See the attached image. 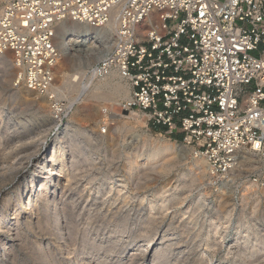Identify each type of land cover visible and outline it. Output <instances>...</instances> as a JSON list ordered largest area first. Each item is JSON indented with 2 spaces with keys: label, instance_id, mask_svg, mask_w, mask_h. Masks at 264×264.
I'll return each mask as SVG.
<instances>
[{
  "label": "rangeland",
  "instance_id": "obj_1",
  "mask_svg": "<svg viewBox=\"0 0 264 264\" xmlns=\"http://www.w3.org/2000/svg\"><path fill=\"white\" fill-rule=\"evenodd\" d=\"M114 33L94 42L73 37L66 48L69 63L62 56L55 67L54 86L64 89L53 91L54 102L18 83L11 53L0 54V213L5 209L8 218L14 217V201L23 191L27 202L25 192L36 178V164L54 146L61 144L66 164L65 174L57 177L56 207L33 209L39 200L30 194L26 206L35 217L32 225L20 223L19 234L14 223L9 230L0 226V242H6V255L0 251L2 264H35L33 252L61 243L62 235L71 254L57 256L66 264H74L75 254L82 264H264V166L259 157L239 165L248 157L243 150L226 176L212 178L207 162L202 171L195 167L200 156L191 146L164 129L155 130L143 114L125 106L130 100L122 96L79 100L72 112L85 110L84 117L72 118L71 110L64 111L76 94L64 81L79 72L90 76L91 68L111 48ZM71 34L60 32L58 43ZM91 49H97L96 54L89 56ZM121 81L131 96L130 84ZM55 104L63 113L61 120ZM125 109L135 115L127 118ZM127 120L129 126H124ZM71 121L76 124L66 130ZM156 141L169 143L172 149L145 165ZM135 154L138 164L130 171ZM169 157L170 167L152 168ZM54 158L49 168L57 165ZM198 173L203 176L196 181ZM34 185L39 187L37 181ZM61 209L62 219L54 225ZM36 215L41 216L40 228L35 226ZM156 253L164 256L153 263Z\"/></svg>",
  "mask_w": 264,
  "mask_h": 264
},
{
  "label": "built area",
  "instance_id": "obj_2",
  "mask_svg": "<svg viewBox=\"0 0 264 264\" xmlns=\"http://www.w3.org/2000/svg\"><path fill=\"white\" fill-rule=\"evenodd\" d=\"M113 15L112 46L90 76L116 69L132 90L125 106L179 136L212 178L243 150L264 166V0H0V54L54 102L60 26L102 28Z\"/></svg>",
  "mask_w": 264,
  "mask_h": 264
},
{
  "label": "bare ground",
  "instance_id": "obj_3",
  "mask_svg": "<svg viewBox=\"0 0 264 264\" xmlns=\"http://www.w3.org/2000/svg\"><path fill=\"white\" fill-rule=\"evenodd\" d=\"M146 23L150 24L151 23V19H149L148 22H146ZM116 27H117V20H116V16L115 15H113L111 17V20L109 21V23L105 27H102V28L101 27H96V26H93V25H88V24H85L84 26H81L80 24H76V23H73V22L63 23L60 26V31L61 32L64 31V30L65 31H72V32H74V34H71L72 37L70 36L69 39L67 37L64 40L60 41L59 43L57 42L58 48H59L60 53H61L60 60L62 59V56H63L64 58H66V62L69 63L70 60L67 57V53H66L67 49L66 48H67V44L71 40H73L74 36H75V38L83 37L85 39V41H87V42H89L90 40H93V42H94V40H97L99 38L105 37L107 34H109L110 31L111 32L115 31ZM107 43L108 42H106V44ZM105 47L109 48L110 44H108ZM103 49H98V50L102 51ZM91 50L92 51H90V52L87 51L89 53H86V54H88L89 56L92 55L93 49H91ZM95 51L93 53H95ZM68 78H70V79H68L69 81H66V82L64 81V86L65 87L68 86V87L72 88V91L75 92L76 94H75V98L71 102H69V104L66 107H64V111H70L71 110L70 112H72V110L74 108L73 107L74 104L76 102H78L79 100H81V99L82 100L83 99H88L89 100L90 98H94V97H106V96L107 97H109V96L118 97V96H122L125 99L130 100V89H129V87H127L126 85H124L122 83L121 76H120L119 72L116 69H112L106 76H104L101 79H96V80H94V78L92 76H87V74H83L82 72L81 73L79 72V73L73 74V75H69ZM52 89H53V91H57L59 93H63L64 87L63 86L55 87L53 85ZM29 92H31V91H29ZM30 102H31V100H30ZM125 110L129 111V113H127V115H126L127 118L132 117V116L135 115V113L133 111L129 110V109H125ZM54 111L56 113H58L59 107H56ZM0 113H1V111H0ZM116 113L120 114V111H117ZM71 114H72V118H74L75 116L84 117L88 113H86L85 110L84 111H79V109L78 110L76 109L75 112H72ZM74 124H76V123H74V121H71V123L68 122L66 124V126H65L66 130H71V128L73 127ZM125 125L129 126V121L128 120L124 121V126ZM146 139H147V141L151 140L150 136H148V135H146ZM153 143H154L153 144V151L148 154V156H147L148 162L145 165H148L149 163H151V161L153 162L161 151H170L172 149V145L169 144V143L162 144L160 141H158V142L156 141V142H153ZM247 152H248L247 153L248 157H245L244 159L238 161L239 165H245V164L250 163V161H246V160H249L250 158L256 159V156H257L256 154L251 153L249 151H247ZM63 154H64V149L61 146V144L59 146H54L52 151L49 150V154H47V156L44 154L45 156H43L36 164L37 173H36L35 177L38 180H36V178L33 179L34 181L32 180V182H31V184L33 183L31 185L32 188L28 189L25 192V194H27V196H26L27 199H28L27 202L24 201V198H23L24 191H23V192H21V195H19L17 197V199H15V201H14L15 202V206L13 208V213H12L14 217H12V218L9 217L8 218V216L10 214L8 212H6L5 209H3L1 211V213H0V226L3 225L6 228V230H9L10 226L12 225V223H14L15 224V230H16L15 234H17L19 232V230H20V226H19L20 223H24V224L30 225V226L32 225V223H33L32 219H34L35 217H33L32 211L29 209L30 207L26 206V204H30V201L32 199V195L30 196V194L37 195L38 196V200H39L38 202H35L34 204H32L33 209L38 210L41 207V208L46 210V209H48L50 207L51 204L54 205L53 207L57 206V202L56 201L58 200L57 199L58 192L56 193V191H57L56 190L57 189L56 186H58V185H56V183L59 181L57 177L61 173H64L65 170H66L65 169L66 168L65 167L66 164H65L64 160L62 159ZM4 156H5V154H4ZM138 156H139L138 154H135L134 155V160L130 161V163L128 165L130 171H133L134 169H136L137 164H138V163H136ZM54 157H56V159L58 161L57 165L55 167H53V168H49L50 165L52 166L54 164V163L50 164V162H54V160H53V159H55ZM171 159H172V157L165 158V160L162 161L161 164H158V163L155 164L154 163L155 165L153 164L152 168L153 169L154 168L155 169L156 168L165 169L166 167H170ZM205 162H206V159L203 158L202 156H200V157L195 159L194 165H195V167L197 169L202 171V170H204V163ZM238 163L236 161L234 167ZM149 167H147V168H149ZM150 170H151V167H150ZM198 174L199 175L196 174V176H195L196 177V179H195L196 181L201 179V177L203 176L202 173L201 174L198 173ZM36 181H37V186L39 185V187L34 189V187H35L34 184L36 183ZM7 199H8V197L4 198V200H6V201H7ZM151 206H153V204ZM29 210L31 211V214L29 213L30 212ZM63 211H64V209L60 210V214L57 215V216H60V218H57L54 221V225L55 224H59V222L61 221L62 215L64 214ZM50 214H51V212H50ZM40 217L41 216L36 215L35 226L38 225L37 228H40V225H39V224H41L40 223ZM60 231H61V229H60ZM60 238H61V243H58L57 245L53 244L54 245L53 247H51V244H50L49 247L47 246L44 250H42L39 253L38 252H33L32 258L35 259L34 263L35 264H66L65 260H64L65 258L64 259L60 258V257L57 256V254L60 253V252H64L65 256L67 257L68 255L71 254V251L69 252L66 249V247H64V243H65L64 242V236L62 235ZM5 243L6 242H3V241L0 242V251H3L2 255H4V256L6 255L4 253L5 248H6ZM13 245L14 244H11L8 247V252H10V253L13 252V250H14ZM40 246L42 247V244H40ZM163 256H164L163 253H156L153 256V258H152V262L153 263L157 262L158 259H161V257H163ZM12 257H15V255L12 256ZM73 259H74L73 260L74 264H82V262L80 263V262L77 261L78 260V254L77 255L75 254V257ZM0 264H2L1 260H0ZM87 264H89V263H87Z\"/></svg>",
  "mask_w": 264,
  "mask_h": 264
},
{
  "label": "trees",
  "instance_id": "obj_4",
  "mask_svg": "<svg viewBox=\"0 0 264 264\" xmlns=\"http://www.w3.org/2000/svg\"><path fill=\"white\" fill-rule=\"evenodd\" d=\"M155 130H158V129H163L162 126H159V125H151ZM176 137H179V136H176Z\"/></svg>",
  "mask_w": 264,
  "mask_h": 264
}]
</instances>
